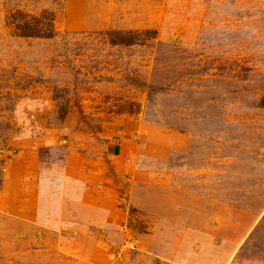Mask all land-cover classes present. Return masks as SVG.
Segmentation results:
<instances>
[{
  "label": "rangeland",
  "instance_id": "rangeland-1",
  "mask_svg": "<svg viewBox=\"0 0 264 264\" xmlns=\"http://www.w3.org/2000/svg\"><path fill=\"white\" fill-rule=\"evenodd\" d=\"M263 97L264 0H0V264H264Z\"/></svg>",
  "mask_w": 264,
  "mask_h": 264
},
{
  "label": "trees",
  "instance_id": "trees-1",
  "mask_svg": "<svg viewBox=\"0 0 264 264\" xmlns=\"http://www.w3.org/2000/svg\"><path fill=\"white\" fill-rule=\"evenodd\" d=\"M11 25L14 26L15 32L21 38L31 39H51L54 35L53 15L47 12L42 13L38 18L29 17L21 13H15L10 17ZM116 39L110 41L112 45L121 44L123 46L135 45L136 39L131 33L124 36L115 35ZM261 106L264 108V97L261 100ZM65 108V107H64ZM64 108L61 110L64 111Z\"/></svg>",
  "mask_w": 264,
  "mask_h": 264
}]
</instances>
